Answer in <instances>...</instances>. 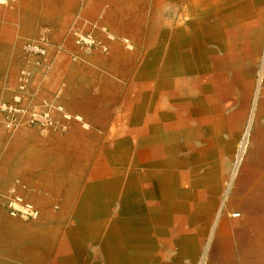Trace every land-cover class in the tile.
<instances>
[{
  "label": "rangeland",
  "instance_id": "1",
  "mask_svg": "<svg viewBox=\"0 0 264 264\" xmlns=\"http://www.w3.org/2000/svg\"><path fill=\"white\" fill-rule=\"evenodd\" d=\"M180 3L6 0L0 4L1 40L6 42L0 43V100L25 110L15 127L6 126L7 114L1 111L0 121L11 132L29 127L19 147L37 150L30 155L20 152L15 162H10L12 166L16 163L18 171L16 176L9 177L7 190L0 195V216L25 222L26 230L18 234L13 228L0 229V264L62 263L63 259L53 251L56 234L76 224L73 209L89 186L96 187L88 176L91 157L104 155L119 142L134 143L129 132L137 119L129 114L126 105L136 97L143 82L157 81L164 75L166 40L163 37L162 43L153 46L149 38L158 23L163 31L169 29V21L176 24ZM257 8L247 24L259 29L257 54H252L246 38L237 40V55L230 51V57L239 67L227 69L228 89L214 98L226 114L242 111L239 122L232 120L231 127L218 136L214 147V170L221 180V190L215 200L211 199L209 223L203 225L198 221L194 226L202 229L196 247L185 246V238L170 247L156 243V248L164 249L166 264H224L223 258L212 252L214 223L222 218L233 226V264H241L246 243L264 216V5ZM103 28L114 36L113 40L107 38ZM78 35H91L102 44H77ZM44 36L45 63L33 66L25 44L40 42ZM123 39H128L133 48H127ZM210 46L218 56H223L224 51L217 45ZM22 68L31 73L27 87L20 91ZM140 72L145 74L144 78ZM240 75L246 81V92L236 80ZM18 96L20 100L16 102ZM163 103L166 105V101ZM45 110L55 120L53 126L43 127L29 120L32 111ZM62 113L70 118H64ZM206 137L204 129L178 137L174 156L187 160L185 170L190 168L192 155L205 145ZM57 156H64L60 159L64 166L51 168L48 174L46 164ZM184 187L188 189L189 185ZM15 197L30 204L37 215L32 217L24 209L14 212L11 201ZM121 204L117 197L111 201L115 212ZM60 210L63 214L57 217ZM233 213H239V217L234 218ZM87 246L88 259L78 260V264H105L96 253V245ZM177 252L179 257L174 260Z\"/></svg>",
  "mask_w": 264,
  "mask_h": 264
},
{
  "label": "bare ground",
  "instance_id": "2",
  "mask_svg": "<svg viewBox=\"0 0 264 264\" xmlns=\"http://www.w3.org/2000/svg\"><path fill=\"white\" fill-rule=\"evenodd\" d=\"M179 1L176 24L169 21V29L163 31L158 23L149 38L153 46L163 37L166 40L164 75L143 82L126 105L137 119L129 132L134 143L119 142L104 155L91 157L88 176L96 187L89 186L73 209L76 224L56 234L53 251L63 259L60 264L86 261L88 244L96 245L105 264H166L164 249L156 248L157 242L170 247L185 238V246L196 247L202 229L194 228L195 224L209 223L211 199L222 186L214 170L216 140L232 120L239 122L242 113L226 114L214 98L228 89L227 69L239 67L230 57V51L237 55V40L246 38L252 54H257L259 29L247 24L264 0ZM210 44L224 51L223 56ZM236 80L246 92L245 79L240 75ZM203 129L205 145L192 155L185 170L187 160L174 156L178 137ZM63 157H55L45 171L64 166ZM115 197L122 201L116 212L111 205ZM62 214L60 210L56 216ZM212 237V252L224 264H233L232 224L225 218L215 221ZM246 245L240 263L264 264V216ZM178 257L177 252L172 258Z\"/></svg>",
  "mask_w": 264,
  "mask_h": 264
},
{
  "label": "built area",
  "instance_id": "3",
  "mask_svg": "<svg viewBox=\"0 0 264 264\" xmlns=\"http://www.w3.org/2000/svg\"><path fill=\"white\" fill-rule=\"evenodd\" d=\"M103 31L107 38L113 40L114 36L110 33H107L105 31V28H103ZM46 41L45 36L41 38L40 42H29L25 44V50L32 56L33 60H31V63L33 66H41L45 63L46 56H45V47L43 42ZM123 44L129 48L132 49L133 45L129 42L128 39H123ZM77 44L80 45H89V46H100L102 43L100 40H98L95 37H92L91 35L83 36L78 35L77 36ZM30 69L28 68H22L20 70L19 74V90L23 91L28 83H29V77H30ZM20 100V96L17 97L16 102ZM0 111L6 113V126L9 128L15 127L21 120L22 116L25 114V110L18 106L17 104H8L4 101L0 100ZM63 117L68 119L70 118L69 115L62 113ZM29 120L32 122H35L39 126H53L56 122L50 115V113L45 111H32L29 116ZM11 207L14 210V212L20 211L24 209L26 213H28L30 216L35 217L37 215V211L32 208V206L28 203H24L22 198L15 197L11 201ZM232 216L234 218L239 217V213H233Z\"/></svg>",
  "mask_w": 264,
  "mask_h": 264
},
{
  "label": "crops",
  "instance_id": "4",
  "mask_svg": "<svg viewBox=\"0 0 264 264\" xmlns=\"http://www.w3.org/2000/svg\"><path fill=\"white\" fill-rule=\"evenodd\" d=\"M3 26L0 25V43L5 44V41H2L3 35ZM2 55V52L0 51ZM63 62V61H62ZM60 63V65L62 64ZM29 132V127L20 128L17 131H8L4 128L3 123L0 121V195L6 192L7 186L10 183L9 177L16 176L18 169L16 167L10 165L14 160L17 159L20 152L22 154L30 155V153H36V149H23L19 147L20 144L24 143L23 138L26 137ZM28 160V158H26ZM11 162V163H10ZM15 162V161H14ZM13 162V163H14ZM12 163V164H13ZM35 165V162H33ZM48 174H51V170L48 169L46 171ZM18 230V234L22 231L26 230V223L21 222V220H16V218L12 219L8 216H0V229L4 230Z\"/></svg>",
  "mask_w": 264,
  "mask_h": 264
}]
</instances>
